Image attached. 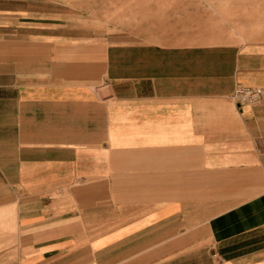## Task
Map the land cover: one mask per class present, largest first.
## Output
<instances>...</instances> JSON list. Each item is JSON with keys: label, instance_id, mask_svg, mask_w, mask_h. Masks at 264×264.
<instances>
[{"label": "crops", "instance_id": "0c3cea01", "mask_svg": "<svg viewBox=\"0 0 264 264\" xmlns=\"http://www.w3.org/2000/svg\"><path fill=\"white\" fill-rule=\"evenodd\" d=\"M97 1L0 0V264H264V43L3 6Z\"/></svg>", "mask_w": 264, "mask_h": 264}, {"label": "rangeland", "instance_id": "374dc122", "mask_svg": "<svg viewBox=\"0 0 264 264\" xmlns=\"http://www.w3.org/2000/svg\"><path fill=\"white\" fill-rule=\"evenodd\" d=\"M36 7L40 10L66 11L76 18L67 25L74 37H90L104 32L109 26L137 27L141 23L156 22L169 11L194 12L205 42L264 43V0H98L66 4H3L12 8ZM91 33V34H90ZM201 34V33H196Z\"/></svg>", "mask_w": 264, "mask_h": 264}, {"label": "built area", "instance_id": "2783aa9c", "mask_svg": "<svg viewBox=\"0 0 264 264\" xmlns=\"http://www.w3.org/2000/svg\"><path fill=\"white\" fill-rule=\"evenodd\" d=\"M262 94L259 87H238L233 93V97L238 103H251L257 101Z\"/></svg>", "mask_w": 264, "mask_h": 264}]
</instances>
